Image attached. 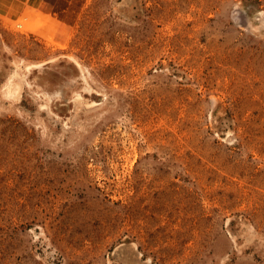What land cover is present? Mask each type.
Here are the masks:
<instances>
[{
    "label": "rangeland",
    "instance_id": "rangeland-1",
    "mask_svg": "<svg viewBox=\"0 0 264 264\" xmlns=\"http://www.w3.org/2000/svg\"><path fill=\"white\" fill-rule=\"evenodd\" d=\"M0 264H264V0H0Z\"/></svg>",
    "mask_w": 264,
    "mask_h": 264
}]
</instances>
